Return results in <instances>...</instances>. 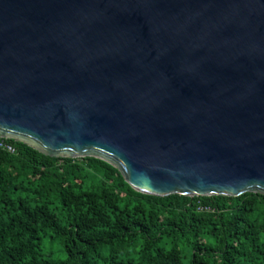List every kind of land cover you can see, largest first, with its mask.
Here are the masks:
<instances>
[{"label":"water","instance_id":"1","mask_svg":"<svg viewBox=\"0 0 264 264\" xmlns=\"http://www.w3.org/2000/svg\"><path fill=\"white\" fill-rule=\"evenodd\" d=\"M0 138L146 195L264 196V0H0Z\"/></svg>","mask_w":264,"mask_h":264},{"label":"trees","instance_id":"2","mask_svg":"<svg viewBox=\"0 0 264 264\" xmlns=\"http://www.w3.org/2000/svg\"><path fill=\"white\" fill-rule=\"evenodd\" d=\"M8 141L0 264H264L263 195H146L102 160Z\"/></svg>","mask_w":264,"mask_h":264},{"label":"built area","instance_id":"3","mask_svg":"<svg viewBox=\"0 0 264 264\" xmlns=\"http://www.w3.org/2000/svg\"><path fill=\"white\" fill-rule=\"evenodd\" d=\"M0 150L7 153H14L15 148L12 143H10L7 139L0 138ZM200 210H209V207H199Z\"/></svg>","mask_w":264,"mask_h":264}]
</instances>
